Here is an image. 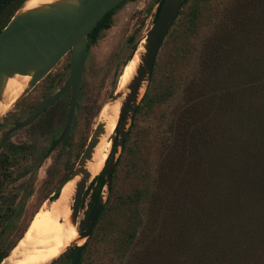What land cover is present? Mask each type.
Masks as SVG:
<instances>
[{"label": "trees", "instance_id": "1", "mask_svg": "<svg viewBox=\"0 0 264 264\" xmlns=\"http://www.w3.org/2000/svg\"><path fill=\"white\" fill-rule=\"evenodd\" d=\"M24 1L0 0V32ZM81 264H264V0H186Z\"/></svg>", "mask_w": 264, "mask_h": 264}, {"label": "flooded vegetation", "instance_id": "2", "mask_svg": "<svg viewBox=\"0 0 264 264\" xmlns=\"http://www.w3.org/2000/svg\"><path fill=\"white\" fill-rule=\"evenodd\" d=\"M128 1L105 13L88 34L82 77L75 75L71 46L0 115V223L18 213L19 202L30 198L39 182V189L54 198L55 190L77 167L103 107L115 95L116 73L133 39L126 28L121 43L113 37L120 8ZM7 243H0V255L11 251Z\"/></svg>", "mask_w": 264, "mask_h": 264}, {"label": "water", "instance_id": "3", "mask_svg": "<svg viewBox=\"0 0 264 264\" xmlns=\"http://www.w3.org/2000/svg\"><path fill=\"white\" fill-rule=\"evenodd\" d=\"M27 1H24L0 32V105L6 106L5 111L23 97L30 87L43 78L64 57L71 46L74 47L75 75L79 78L82 77L88 34L105 13L124 0H56L26 9ZM162 1L155 22L141 39V42L145 40L143 44L145 51L140 56L141 62L137 67L136 75L128 84L129 92L124 95V92L118 91L117 88L115 95L110 100L113 102L124 97L114 132L110 136L113 148H111L105 163V185L86 229H79L78 218L85 193L97 176H92L86 168V163L92 158L101 135L106 132L104 122H99L75 170L54 192L56 195L54 199H56L69 181L81 175V179L77 182L71 213V222L77 226L79 237L70 252V264L82 263L85 242L81 244L79 242L83 239L87 240L91 236L93 227L106 203L113 184L115 165L128 131L129 126L127 124L129 121L131 124L135 116L150 84L160 48L186 2V0ZM139 45L136 46L126 64L134 58ZM18 74L28 76L29 79L20 94L9 101L5 96L8 81ZM5 111L0 112V115ZM125 115L127 119L123 122ZM116 139L117 143L114 146ZM23 237L19 239L10 252L17 247ZM10 252L0 264L10 255Z\"/></svg>", "mask_w": 264, "mask_h": 264}, {"label": "bare ground", "instance_id": "4", "mask_svg": "<svg viewBox=\"0 0 264 264\" xmlns=\"http://www.w3.org/2000/svg\"><path fill=\"white\" fill-rule=\"evenodd\" d=\"M53 1L56 0H28L25 8ZM144 51L145 48L139 47L134 58L122 71L118 91H123L124 95L129 92L128 84L136 75L137 67L141 62L140 56ZM28 79V76L19 74L9 79L5 91V96L9 101L20 94ZM123 98L106 103L101 111L100 121L106 124V132L101 135L92 158L86 163V168L93 177L102 171L109 156L112 146L110 136L114 132ZM5 109L6 106L1 104L0 112ZM80 179L81 175H78L69 181L59 197L52 201L49 207L41 208L42 210L32 219L23 239L1 264H48L78 240L77 226L71 222V213L77 182Z\"/></svg>", "mask_w": 264, "mask_h": 264}, {"label": "rangeland", "instance_id": "5", "mask_svg": "<svg viewBox=\"0 0 264 264\" xmlns=\"http://www.w3.org/2000/svg\"><path fill=\"white\" fill-rule=\"evenodd\" d=\"M159 1L160 0H129L126 4H124L120 8L119 11L120 19L113 30V37L115 38V41L117 43L119 42L121 43L124 37L123 36V33L125 32L124 29L126 28V30L128 31L130 30L132 32L133 39L131 40V43L128 45L129 49H126V52L121 61L122 63L118 68L119 71H117L116 73L115 83L117 88L119 87L122 71L126 66V65L124 66L123 64L126 63L127 59L133 52L135 48L134 46L140 44L139 47L144 48L143 46L144 41L141 42V39L146 34L147 30L151 27V25L154 23L153 22L154 16ZM119 74L120 77L118 76ZM133 74H135V72ZM124 119L126 120L127 116ZM129 122L127 124V126H129L128 129L130 128L133 120L131 121V124ZM111 148H113V146H111ZM39 185L40 182L36 184V187L33 190L32 194L30 195V198L26 200H21L19 202V205L16 207L18 213L15 216L4 219L0 223V243L3 241L8 242L7 247L9 250L12 249V247L18 242L19 240L18 238L20 234L24 233L25 229L29 227L32 219L37 215V213L40 212L43 209V207H49L50 203L52 202L51 195L39 189ZM90 199H91L90 195H88L87 197L84 196L83 199L85 200L84 207L82 204L78 218V227L81 230H84L81 228V224L86 218L87 210L90 208V204H89ZM86 241H87L86 239H83L81 243H84ZM75 244L76 242L72 243L66 251L62 252L58 257L51 260L48 264H64L59 259L60 256L66 252L70 253ZM54 260L57 261L52 263Z\"/></svg>", "mask_w": 264, "mask_h": 264}]
</instances>
